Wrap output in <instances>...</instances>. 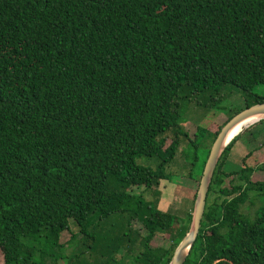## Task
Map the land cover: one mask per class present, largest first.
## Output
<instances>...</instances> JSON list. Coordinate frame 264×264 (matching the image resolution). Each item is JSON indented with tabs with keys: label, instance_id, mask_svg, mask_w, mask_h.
Returning <instances> with one entry per match:
<instances>
[{
	"label": "trees",
	"instance_id": "trees-1",
	"mask_svg": "<svg viewBox=\"0 0 264 264\" xmlns=\"http://www.w3.org/2000/svg\"><path fill=\"white\" fill-rule=\"evenodd\" d=\"M262 87L264 0H0V264H168L191 214L158 209L167 166ZM190 106L214 118L187 134ZM239 136L183 264H264V163L222 169Z\"/></svg>",
	"mask_w": 264,
	"mask_h": 264
},
{
	"label": "rangeland",
	"instance_id": "rangeland-1",
	"mask_svg": "<svg viewBox=\"0 0 264 264\" xmlns=\"http://www.w3.org/2000/svg\"><path fill=\"white\" fill-rule=\"evenodd\" d=\"M264 89V87H262ZM261 88L256 89V92L261 95L264 90ZM225 94H227L223 101L220 104H217L218 107L225 108L224 110H230L233 108L241 107V99L236 92L233 90L226 89ZM181 126L183 130L187 134H191L194 131L195 126H201L203 128H207L213 121L214 118L212 112H207L202 109L193 108L190 106L186 111L185 115L181 117ZM258 121L248 124L243 130L238 134V138L231 147L230 151L226 156L225 163L222 167L224 172L229 173L232 171L238 170L241 164V159L248 152H252V157L254 162L257 164L264 163V139H263V128L264 123H257ZM244 132V133H243ZM192 149L189 145H181L173 161L167 166L166 173L172 175L171 183L169 185L161 184L159 185L158 191L160 193L158 200V209L161 211H166L171 214H175L177 216H181L182 210H187L191 214L192 209V198L197 189V180L192 181L186 179L183 174L190 173L192 177H198L201 174L202 167L199 163L200 160H203L206 155L205 150L201 152L198 150L196 152L197 155V163L194 166L190 164V154L192 153ZM251 161V160H249ZM137 163L153 168L155 165V161L145 160L143 158L137 159ZM258 179H262L263 176H256ZM142 189L132 188L131 192L136 194L140 192ZM249 206L247 203L244 205L243 209L246 212H250L252 208H246ZM73 230V228L71 227ZM67 233L61 235V241H65L67 239ZM166 236L156 238V242L161 245H166L167 240ZM128 258H124V264H128ZM1 263V257H0ZM61 264V263H60Z\"/></svg>",
	"mask_w": 264,
	"mask_h": 264
},
{
	"label": "water",
	"instance_id": "water-1",
	"mask_svg": "<svg viewBox=\"0 0 264 264\" xmlns=\"http://www.w3.org/2000/svg\"><path fill=\"white\" fill-rule=\"evenodd\" d=\"M253 117H258L257 121L264 119V102L242 109L225 122L216 134L209 148L198 180L197 189L192 202L191 219L188 230L173 250L168 264H183L196 238L204 209L208 185L221 152L231 141L228 140L231 129L239 122Z\"/></svg>",
	"mask_w": 264,
	"mask_h": 264
},
{
	"label": "bare ground",
	"instance_id": "bare-ground-1",
	"mask_svg": "<svg viewBox=\"0 0 264 264\" xmlns=\"http://www.w3.org/2000/svg\"><path fill=\"white\" fill-rule=\"evenodd\" d=\"M258 120V117H253V118H248L245 119L241 122H239L238 124H236L230 131L229 133V139L228 140H232L235 136H237L242 130L243 128H245L248 124H252L254 122H256ZM236 129H239V131H236Z\"/></svg>",
	"mask_w": 264,
	"mask_h": 264
},
{
	"label": "clouds",
	"instance_id": "clouds-1",
	"mask_svg": "<svg viewBox=\"0 0 264 264\" xmlns=\"http://www.w3.org/2000/svg\"><path fill=\"white\" fill-rule=\"evenodd\" d=\"M236 131H239V129H236Z\"/></svg>",
	"mask_w": 264,
	"mask_h": 264
}]
</instances>
